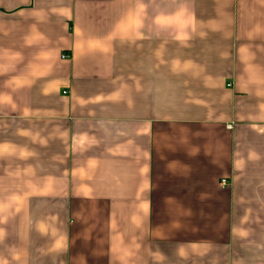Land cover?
<instances>
[{"label":"crops","instance_id":"0c3cea01","mask_svg":"<svg viewBox=\"0 0 264 264\" xmlns=\"http://www.w3.org/2000/svg\"><path fill=\"white\" fill-rule=\"evenodd\" d=\"M0 264H264V0H0Z\"/></svg>","mask_w":264,"mask_h":264},{"label":"built area","instance_id":"2783aa9c","mask_svg":"<svg viewBox=\"0 0 264 264\" xmlns=\"http://www.w3.org/2000/svg\"><path fill=\"white\" fill-rule=\"evenodd\" d=\"M220 185L224 186L225 185V181L224 180H221L220 181Z\"/></svg>","mask_w":264,"mask_h":264}]
</instances>
